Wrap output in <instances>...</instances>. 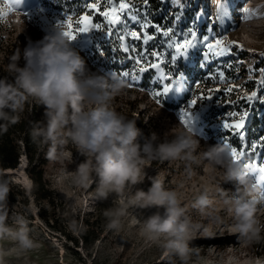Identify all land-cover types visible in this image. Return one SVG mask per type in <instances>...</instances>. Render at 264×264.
Masks as SVG:
<instances>
[{
  "label": "rangeland",
  "instance_id": "rangeland-1",
  "mask_svg": "<svg viewBox=\"0 0 264 264\" xmlns=\"http://www.w3.org/2000/svg\"><path fill=\"white\" fill-rule=\"evenodd\" d=\"M87 2L89 0H23L22 6L17 8L14 0H0V69L9 76L10 82L14 80V74L8 70L11 57L17 52L22 53L30 42L41 41L45 35L53 34L68 15L78 19L84 14ZM182 2L185 4L183 10L171 0H149L147 8L136 0V6L152 24L183 31L193 28L198 37L208 35L210 40H223L231 51L223 57L206 60L203 45L197 44L173 65L169 62L172 50L164 46L166 38L152 27L147 32L156 39L146 45L126 38L124 43L136 44L138 50L143 47L162 51L165 74L173 78L182 76L185 90L159 98V104L153 95L154 91L162 90L156 70L143 74L132 87H129L128 78L120 75L133 63L125 58L132 53H125L120 41L93 30L70 43L85 61L86 74L103 76L109 82L113 77L125 82L127 87L107 103L128 119L135 120L143 137L156 133L158 142L173 139L183 128L179 121L180 111L187 108L189 100L197 99L191 111L192 135L197 141L193 155L199 163L191 164L189 171L187 161L153 159L145 166L142 183L102 199L98 196L94 175L90 182L78 181L79 167L87 158L75 145L69 141L53 151L50 143H43L46 150H51L43 170L55 197L54 205L48 206L44 200L33 196L32 180L25 167L20 172L0 174V185L7 189L4 209L0 211L6 212L4 226L9 230L0 236V264H185L179 256L168 254L158 242L149 240L141 231L148 216L164 211L155 207L139 208L132 203L135 193L138 190L147 192L154 180L165 190L174 191L185 209L189 224L186 264H264V231L258 242L249 243L240 236L223 203L225 193L236 195L235 185L226 182L223 166L213 165L204 157L210 146L225 145L224 137H228L229 147L242 145L247 149L251 143H257L261 156L254 159L259 162L264 156V147H259L260 138L264 137V87L260 85L264 80V0ZM221 2L227 5L228 15L219 20L216 5ZM246 11L254 12L253 18L245 19ZM176 15L181 19L175 20ZM97 22L106 29L101 17L94 19V23ZM130 27L139 30L138 25L130 24ZM209 27L212 28L210 33ZM100 51L105 54L100 56ZM18 63L23 66V58ZM214 63L216 67H213ZM219 70L225 73L224 81L214 78ZM229 87L233 88L232 92L226 91ZM217 88L220 91L211 93L212 100L199 99L201 94L208 95V89ZM253 91L257 92V97L247 100ZM42 107L40 126L46 124L45 108ZM245 111L249 113L245 122L246 138L240 141L238 137L228 136L229 130L222 128L221 123L229 119V113L238 114L229 120L232 122ZM254 118L256 123L252 122ZM204 194L208 195L211 204L203 209L195 207L198 197ZM119 208H125L126 214L120 218L121 226L111 229L105 213ZM92 219H95L96 235L88 242H82L81 230L85 221ZM261 219L264 221V214ZM22 226L34 242L28 250L20 248L13 235ZM70 237L78 239L77 245Z\"/></svg>",
  "mask_w": 264,
  "mask_h": 264
},
{
  "label": "clouds",
  "instance_id": "clouds-1",
  "mask_svg": "<svg viewBox=\"0 0 264 264\" xmlns=\"http://www.w3.org/2000/svg\"><path fill=\"white\" fill-rule=\"evenodd\" d=\"M63 28L45 35L41 41L29 43L23 52L11 57L8 66L14 80L0 78V118H7L9 110H22L26 100H35L45 108L46 124L33 129V141L57 146L71 142L87 159L78 170V181L90 182L95 176L98 196L121 194L126 188L143 182L145 166L153 159L182 160L199 163L193 155L197 141L193 130L183 128L171 140L159 141L156 133L143 137L135 120L128 119L107 103L127 85L113 77L86 74V63L63 35ZM21 58L24 65L18 63ZM143 139V142L141 140ZM213 165L225 168L226 182L235 185L236 195L224 194V206L234 220V227L246 242H258L264 231V189L231 161L229 147L213 145L204 153ZM7 189L0 185V210L4 209ZM132 203L139 208H162L142 223V233L158 242L168 253L187 261L189 224L185 209L174 191L165 190L153 181L147 192L138 190ZM211 204L207 194L198 197L195 207L203 209ZM125 208L108 210V227L118 229ZM5 211H0V236L8 233L4 226ZM20 248L28 250L34 242L26 227L13 233Z\"/></svg>",
  "mask_w": 264,
  "mask_h": 264
},
{
  "label": "snow or ice",
  "instance_id": "snow-or-ice-1",
  "mask_svg": "<svg viewBox=\"0 0 264 264\" xmlns=\"http://www.w3.org/2000/svg\"><path fill=\"white\" fill-rule=\"evenodd\" d=\"M145 8L149 4V0H139ZM173 5H177L180 10L185 9V4L182 0H171ZM23 4V0H14V6L19 8ZM103 10L101 11V7ZM85 12L80 15L78 19H73L72 15H68L62 22L57 25V28H63V35L72 42L77 39L81 34H90L93 30H99L109 38H115L120 41V47L125 53L131 52L132 55L125 57L131 59L132 64L128 70L122 71L120 75L124 78H128L129 87L134 86L141 78V76L147 73L149 70H156L157 82L162 87V90L154 91L153 95L157 98V103H161L159 98L169 97L172 93H179L185 90V83L182 80L181 75L173 78L170 74L166 75L164 67L165 64L164 53L157 50H148L138 45L131 43H124L126 38H130L133 41H141L142 45L148 44L150 41L156 39L154 35H150L147 32L149 27H152L156 33H160L165 40L167 49H171L170 63L175 65L178 58L184 57L189 53V50L197 47V44H202L205 49L203 56L207 60L211 57H223L230 53L231 49L221 39L210 40L208 35L198 37V33L193 28H188L187 31L177 30L174 27L164 28L157 24H152L148 21L147 16L141 14V10L136 6V0H89L84 5ZM217 19L222 20L228 15L227 5L223 2L216 5ZM255 15L252 11H246L245 19H251ZM99 16L102 18V23H94V19ZM175 20H180V15H176ZM131 25H138L139 30L130 27ZM210 33L212 28H207ZM105 53L99 52L100 56ZM149 57H152L150 60ZM264 71V70H262ZM221 81L226 79L223 70H219L216 73V77ZM170 81V82H165ZM261 87H264V80L260 81ZM220 89H208V95L201 94L199 99L212 100L211 93L218 92ZM227 92H232L233 88L226 89ZM257 97V92L253 91L246 99L251 101ZM197 104V99H191L188 102L187 108L180 111L179 121L188 129L192 128V107ZM249 113L245 111L242 115H239L238 119L229 122L233 117H237L236 112L228 114L229 119L223 120L221 123L222 128L229 130L228 136L238 137L240 141L245 140V122ZM224 144L229 147L228 137H224ZM261 144L259 147H264V137L260 138ZM239 148V150H238ZM258 144L251 143L247 149L242 145L237 147H229V154L231 161L239 166L248 170V174L251 179L260 187H264V156L257 162L254 157L261 156V153L257 151Z\"/></svg>",
  "mask_w": 264,
  "mask_h": 264
},
{
  "label": "trees",
  "instance_id": "trees-1",
  "mask_svg": "<svg viewBox=\"0 0 264 264\" xmlns=\"http://www.w3.org/2000/svg\"><path fill=\"white\" fill-rule=\"evenodd\" d=\"M0 78L9 79V76L0 69ZM6 111L8 112L7 118H0V174L8 168H15L19 163L20 155L24 154L27 160L25 169L32 180L33 196L37 200H44L48 206H53L55 197L44 178L43 170L51 150H46L43 143H35L32 136L33 129L40 127L39 121L43 107L35 100H26L22 110ZM252 122L256 123V118ZM39 211L42 213L41 207ZM85 222L86 225L81 230L82 242H88L89 238L92 239L96 235L94 232L95 219ZM70 240L77 245V238L70 237Z\"/></svg>",
  "mask_w": 264,
  "mask_h": 264
},
{
  "label": "bare ground",
  "instance_id": "bare-ground-1",
  "mask_svg": "<svg viewBox=\"0 0 264 264\" xmlns=\"http://www.w3.org/2000/svg\"><path fill=\"white\" fill-rule=\"evenodd\" d=\"M155 84H157V82H155ZM179 94V93H178ZM183 99V97L182 98H180V100H182ZM26 157H25V155L24 154H22V156H21V159H20V161H19V163H18V165L15 167V168H8V169H6V170H4V171H7V172H20V171H22L23 170V168L26 166Z\"/></svg>",
  "mask_w": 264,
  "mask_h": 264
},
{
  "label": "water",
  "instance_id": "water-1",
  "mask_svg": "<svg viewBox=\"0 0 264 264\" xmlns=\"http://www.w3.org/2000/svg\"><path fill=\"white\" fill-rule=\"evenodd\" d=\"M21 156H22V154H21L20 157H19V161H20V159H21ZM1 173H5V174H7V173H9V172H7V171H3V172H1Z\"/></svg>",
  "mask_w": 264,
  "mask_h": 264
}]
</instances>
